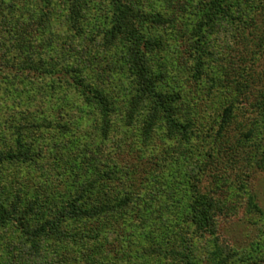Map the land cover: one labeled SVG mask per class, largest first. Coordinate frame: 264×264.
<instances>
[{
  "label": "trees",
  "instance_id": "16d2710c",
  "mask_svg": "<svg viewBox=\"0 0 264 264\" xmlns=\"http://www.w3.org/2000/svg\"><path fill=\"white\" fill-rule=\"evenodd\" d=\"M8 93L37 106L0 128V171L46 179L27 200L0 181L1 264H264V209L226 168L264 170V0H0ZM231 217L249 249L221 243Z\"/></svg>",
  "mask_w": 264,
  "mask_h": 264
},
{
  "label": "rangeland",
  "instance_id": "374dc122",
  "mask_svg": "<svg viewBox=\"0 0 264 264\" xmlns=\"http://www.w3.org/2000/svg\"><path fill=\"white\" fill-rule=\"evenodd\" d=\"M16 94H11V93L4 94L3 97H1L0 99V107H1L0 128L5 129L7 133L6 139L8 141L13 139L12 128L8 127L9 122H11V124L21 123L22 121L18 120V115L20 114L19 111L29 106H30V109H34L37 106V103L35 101L33 105H29L28 102H25V105L22 104L21 101L23 100L25 101L27 99L26 95L21 94L18 97ZM208 98L210 97L208 96L206 98H203V103L206 102L208 105V102L206 101V99ZM244 108L250 109V106L249 104H247L246 101L243 102L242 108L240 111L244 112ZM207 110H208L207 112L210 111V109H207ZM237 111L235 114V119H233L231 122L230 136L233 135V137L231 136V139L232 138L236 139L237 137L239 138V132L237 130H233V127L234 126L236 127L238 122H240L241 120L246 122V119L242 117L243 113L237 114ZM252 117H253V114H251V118ZM216 128H217V124L215 126V129ZM45 134L47 135V133ZM241 153L242 152H238L237 157H236L238 163L236 164L234 163L232 166L230 165V167H226V168L228 169V171H230L231 179L233 181H237V179L239 181L241 177L244 178L245 180H248V184L251 186L252 190L256 194V200H257L258 205H260L264 209V170H258L254 174H251V177H247V175H244V173L240 172V169L245 164L244 159L241 157ZM77 158L80 160L79 157ZM224 160L225 158L223 159V161ZM228 160L230 162L229 157H228ZM82 163L86 165L91 162L88 159H84ZM221 164L223 165V163ZM229 164H231V162ZM193 170H196V168H193ZM241 170H243V168ZM238 173L240 174V176H238ZM215 174H217V172L214 167H209L206 171H204V173H200V177H199L201 179L200 181L201 184L199 185L200 190L206 191L210 187L212 180H214ZM236 174L238 176L237 179H236ZM38 175H39V172L36 169H33L31 166H7L5 165L0 171V181L2 182L1 185L4 183V185L7 186V188L10 191H11V188H10V181H11V183L13 184V188L15 190H20V195L23 198V200H27V198L29 199L31 197V192H33V190H35L36 192L38 191V193L42 192L43 190L42 181L46 178L43 177V180H41L38 177ZM58 181L60 180L54 179L52 184L54 185ZM239 216H241V214ZM244 223L246 222L244 221V219L240 217H231L227 220L221 221L218 227V230H217V235L219 239L221 240V243L224 242L225 244L228 245L229 248L235 247L237 250H241L244 247L249 249L250 243L254 242L257 239L258 233H257V228L255 226L250 227ZM189 232L191 233V230H189ZM8 238H9V242L7 241ZM17 240L18 239H15L14 236L11 235V231L9 228H6V227L2 228L0 226V260L6 256L5 249H8V247L11 246L12 244H17ZM194 241L195 243H198L200 245V248L202 250L203 243L205 242V238L204 239L201 238L200 240L199 238H197ZM17 245L19 246L20 244H17ZM1 263L2 262L0 261V264Z\"/></svg>",
  "mask_w": 264,
  "mask_h": 264
}]
</instances>
